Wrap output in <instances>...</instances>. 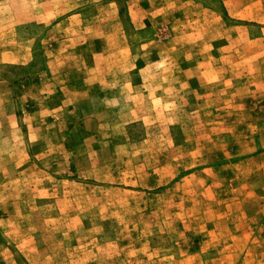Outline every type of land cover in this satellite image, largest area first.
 I'll return each instance as SVG.
<instances>
[{
    "label": "rangeland",
    "instance_id": "374dc122",
    "mask_svg": "<svg viewBox=\"0 0 264 264\" xmlns=\"http://www.w3.org/2000/svg\"><path fill=\"white\" fill-rule=\"evenodd\" d=\"M0 264H264V0H0Z\"/></svg>",
    "mask_w": 264,
    "mask_h": 264
}]
</instances>
